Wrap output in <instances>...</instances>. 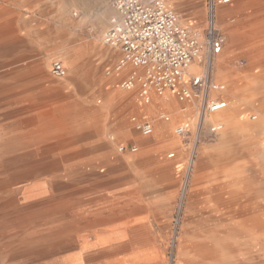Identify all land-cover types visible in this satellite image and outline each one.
Returning a JSON list of instances; mask_svg holds the SVG:
<instances>
[{"label":"rangeland","instance_id":"1","mask_svg":"<svg viewBox=\"0 0 264 264\" xmlns=\"http://www.w3.org/2000/svg\"><path fill=\"white\" fill-rule=\"evenodd\" d=\"M167 1L182 13V23L205 25L208 0ZM217 2V22L226 40L215 64L213 97L230 102L264 81V0ZM113 3L0 0V264H264V151L246 132L231 127L220 142L219 136H209L207 123L196 141L197 102L182 103L191 118L187 136L175 133L181 123L164 134L165 140L178 139L187 148L184 155L177 149L166 153L175 152L172 159L179 167L142 176L147 192L154 193L148 196L154 202L152 218L107 247L81 250L76 212L92 191L80 190V183L105 167H97V157L50 155L33 148L44 136L92 127L109 140L116 136L114 157L120 154L119 144H138L134 136L141 133L133 117L166 124L174 120L162 107L166 97L150 103L141 98L144 104L134 90L121 87L124 77L115 80L119 53L103 42L115 15ZM3 33L9 35L1 37ZM107 56L115 61L106 62ZM55 61L66 66V76L53 73ZM121 101L130 102L124 139L99 127L119 115ZM245 112L238 124L264 114L257 101L245 103ZM161 113L170 115V121L160 119ZM130 167L138 174L141 162L132 161ZM231 209L238 211V224L212 220L216 211L229 217ZM144 252L152 258L138 261Z\"/></svg>","mask_w":264,"mask_h":264},{"label":"built area","instance_id":"2","mask_svg":"<svg viewBox=\"0 0 264 264\" xmlns=\"http://www.w3.org/2000/svg\"><path fill=\"white\" fill-rule=\"evenodd\" d=\"M231 0H220L229 3ZM217 0H208L206 23L197 28L184 24L180 15L167 0H114L115 15L111 18L103 37L104 44L121 52L116 69L128 65L134 70L122 82L125 90H137L138 96L150 103L153 93L172 92L179 102L199 103V132L207 126V116L227 107L226 99L214 98L216 89L214 69L223 51L226 36L216 16ZM197 64V71H190ZM53 73L58 77L67 74L62 62L55 61ZM166 121L170 115L162 113ZM134 127L142 135L154 133L152 123L133 117ZM207 123V124H206ZM222 123L208 124V133L214 137ZM190 123L178 126L175 133L187 136ZM120 152L136 153L137 145L121 144ZM172 152L168 157H173Z\"/></svg>","mask_w":264,"mask_h":264},{"label":"crops","instance_id":"3","mask_svg":"<svg viewBox=\"0 0 264 264\" xmlns=\"http://www.w3.org/2000/svg\"><path fill=\"white\" fill-rule=\"evenodd\" d=\"M114 50L119 53L120 58L121 52L117 49ZM114 56L112 58L107 56L105 58L106 62H114ZM133 70L134 67L131 65L126 66L121 71L116 69L118 75L115 80L124 77L122 79L123 81ZM124 92L126 96L129 93L126 91ZM134 92L138 94L137 90H134ZM87 94V97H91L92 95L90 91H88ZM121 94L123 93L117 94L115 99L118 100ZM129 95V98H131L133 93H129ZM165 95H171V99L162 100V107L168 109L173 114L174 120L167 124L156 120H149L148 122L152 123L154 127V133L150 136L139 133L135 134L134 140L138 142V144L133 145L139 147L141 151L139 156H133L132 154L134 153L131 152H120L118 149L120 154L113 157L115 152L112 142L115 140L116 136L111 137L110 141L109 138L107 139V137H104L102 133H99L98 130L92 127L71 134H61L49 138L44 136L39 140V147L36 146L33 148L36 150H48L50 155L65 156L71 154L78 156L81 154V156L87 155L88 157H97L101 160L97 167H100L102 164L105 167L101 173L92 175L90 179L80 183V190L92 191L86 202H84L82 207L76 212V221L81 222V228L76 229L75 237L78 239L82 251L107 247L106 244L116 241L118 237L129 234L130 231L134 228L136 229L140 223L152 218L149 212L154 202H152V200L148 201V199H151L148 196H154V193L151 192V194H149L147 192V187L142 183L143 174H152L156 169H170L171 173H173L179 167V161L172 159L175 155L173 157H166L168 150L177 149L181 155L187 153V148H182L178 139L172 141L164 139L165 131L166 134L168 132L171 133L172 129L177 124L181 123L182 125L191 119L188 116V109L182 105V102H179L172 92L169 91ZM165 95L153 93L152 100L154 97L163 98ZM174 96L176 99H173ZM140 99L141 98H139V100ZM141 101L144 102L142 99ZM121 103V112L119 115L109 119L107 118L105 122L103 121L99 124V127H101V129L107 128L110 131L113 130L117 137L124 139L125 136H127L125 129L127 121L125 117L127 116V107L130 102L126 103V101H121ZM144 104L146 103L144 102ZM143 106L145 105L142 104V107ZM139 107L142 112H145L141 104ZM196 126L197 136L195 140L199 141L200 132L198 116ZM205 129L206 127L202 130V134L205 132ZM108 143H112V145L108 147ZM121 144L129 145L125 142ZM201 148L203 149V147ZM205 152L207 153V150ZM135 160L141 162V171L138 172V174L131 173L132 169L130 164Z\"/></svg>","mask_w":264,"mask_h":264},{"label":"bare ground","instance_id":"4","mask_svg":"<svg viewBox=\"0 0 264 264\" xmlns=\"http://www.w3.org/2000/svg\"><path fill=\"white\" fill-rule=\"evenodd\" d=\"M259 8H261V7H259ZM176 11L180 15V20L182 21V19H183L182 13L180 11H178V10H176ZM194 27H196V26H194ZM200 27H197V28H200ZM8 35H9V33H5V34L3 33L1 37H6ZM197 67H198L197 64H192L190 66L189 70L190 71H197ZM256 79L258 80L257 77H256ZM257 80H256V82H257ZM251 85H253V84H251ZM215 90L216 89H212V95H216L217 94ZM259 94H263V95L260 96V98L258 99L256 96H258ZM164 97L167 98L165 100L171 99L169 95H165ZM239 98L240 99H237V98L236 99H230V102L227 101L230 104H232V106H230L228 108L226 107V109L224 108L223 110H220V111L212 113L210 115V117L207 119L206 122L208 124H211L212 122L218 123L219 122L218 120L222 121L224 128L222 127L223 128V129H221L222 131L220 130L214 136V137L219 136V141L220 142H224L226 140V137H228L227 136V131L228 130L230 131L229 128L231 127V128H234V130H236L238 132H246V134H244V136H247V135L251 136V139H255L256 140V144L259 146V148H261L264 151V114L262 116L253 115V116L250 117L251 118L250 120H247V121H244L243 123H241V120H242L243 117H245V113H246L245 112V103H248V102L249 103L250 102L253 103V102L257 101L259 103V105L262 107V109L264 110V81L261 79V81H259L256 85L250 86V88H247V90L245 92L243 91V93L241 95H239ZM191 103H186V104L190 105ZM227 106H228V104H227ZM193 111H194V108L192 110H190V113L192 114ZM233 118H235V119H233ZM237 118L241 119L239 124H238V121H236ZM160 119H162V118L160 117ZM162 120L166 121L164 119H162ZM231 131H230V133H232ZM219 145H221V143H219ZM228 213H229V217H226V215L223 217L222 213H220L219 211H216L215 214L212 216V220L219 222V221H222L224 218L225 219L227 218V220H233V221H236L238 219V211H236L235 209H231L230 212H228ZM245 221L249 222L251 224V226H252L253 221H251V219L246 218ZM238 222L239 221H236V224H238ZM120 233H122V232H120ZM139 239H141V238H139ZM217 240H219V239H217ZM132 241H133V239H132ZM139 242H137V243H139ZM214 242H215V240H214ZM147 258H152V256H151L150 253L144 252V254L142 256L139 255L137 257V260L140 259L138 261H142V260H146ZM135 260H136V258H134L132 261L134 262Z\"/></svg>","mask_w":264,"mask_h":264}]
</instances>
